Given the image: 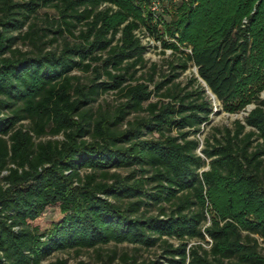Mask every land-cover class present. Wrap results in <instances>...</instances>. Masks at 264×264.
I'll return each instance as SVG.
<instances>
[{"label": "trees", "instance_id": "1", "mask_svg": "<svg viewBox=\"0 0 264 264\" xmlns=\"http://www.w3.org/2000/svg\"><path fill=\"white\" fill-rule=\"evenodd\" d=\"M153 1L0 0V264H43L57 252L111 243L161 245L169 264H264L252 237H264V84L251 93L246 104L256 106L244 122L208 139L202 155L197 138L213 114L207 92L228 105L264 69V0L179 8L166 30L192 53L165 46L181 55L172 69L198 70L190 90L174 82L178 75L152 90L136 77L147 62L134 32L145 25L163 40ZM45 8L57 17L42 29L35 20ZM76 72L93 77L82 83ZM109 92L122 101L94 111ZM205 192L216 213L203 232ZM50 207L62 218L41 230L35 222ZM206 237L209 251L189 248ZM123 264L156 263L124 255Z\"/></svg>", "mask_w": 264, "mask_h": 264}, {"label": "rangeland", "instance_id": "2", "mask_svg": "<svg viewBox=\"0 0 264 264\" xmlns=\"http://www.w3.org/2000/svg\"><path fill=\"white\" fill-rule=\"evenodd\" d=\"M191 0H154L152 10L157 17L156 21L160 19L162 24L159 25L158 30L160 35H162L163 40L159 41L154 36H152L150 30L147 26L141 25L140 29L136 30L134 33L140 39V42L143 46L146 47L144 59L146 60L147 64L145 68H139L138 73L136 75L137 79H140L141 82H145L149 85L150 89H154L155 84L163 81L164 79L168 78L169 76L178 75L177 78L172 77L174 82L180 84L181 87H188L190 90L192 87L189 86L190 80L193 78H197L200 81L198 76V70L194 65H189L187 70H182L181 68L172 69V66L177 67L180 65L181 55L178 53V50L174 48H169L165 46L166 44H174L178 47L179 50H184L186 53H192V47L187 44H182L178 41L176 37L170 36L167 32L166 27L169 25L176 15L179 14V8L185 4H190ZM196 6V3L194 4ZM107 7H111L113 9V13L119 10V6L117 4H103L100 9H105ZM255 12V8L253 9L252 13ZM57 17V11L55 8H45L39 11V14L36 18V22L38 23L39 27L42 29L49 28L48 21L46 19ZM244 22H248L244 20ZM123 27V26H122ZM83 28L82 25L77 26L74 30L75 35H79V32ZM27 31V27L23 29V32ZM49 37H53L51 33H48ZM15 35H17L15 33ZM69 35V33H66ZM119 37V36H117ZM74 39L71 37V40ZM116 42L113 44L115 45ZM15 48L20 49L22 52L31 51L32 47L26 43L19 42ZM264 56V55H263ZM260 59V57H259ZM153 65L156 66V71H153ZM258 78L249 84L246 87L243 93L236 96L234 99L230 101L228 105L220 103L217 101L215 96L211 94L210 91L207 93L209 94V99L213 105V114L210 116L209 121L202 126L199 135L197 136L198 140L201 143L200 150L206 146V141L209 139L211 143H213L212 137L217 135V137L221 138V133L224 132L226 128L232 129L234 127V123L236 121L244 122V119L247 117L248 113L251 112L255 108V103L246 104L251 93L254 90L258 89L260 85L264 84V69L258 71ZM75 75L80 78L82 83H88L89 80L93 77V73H83V72H76ZM150 75H154L153 82H149ZM105 79H101L100 81H104ZM135 82H133L134 84ZM205 86L204 83H202ZM260 97L264 98V90L260 92ZM121 97L116 92H109L107 94H101L98 97V101L93 105L94 111L97 110L99 107H102L105 111H113L115 107L121 102ZM158 101V97L154 96L151 100L152 103ZM246 104V105H245ZM148 104H146L147 106ZM245 105L243 108L242 106ZM231 107H239V110L231 111ZM242 108V109H241ZM238 109V108H237ZM133 116H130L132 119ZM25 126L28 125L27 122H23ZM251 131L250 128L246 129V132ZM63 136L52 137L46 136L41 140H62ZM258 144V142L254 143L253 147ZM264 158V157H263ZM208 170V168H205ZM7 172L2 174V177L6 175ZM205 200H206V211L205 215L207 218V222L203 228L204 229L210 226L213 223V218L216 213L215 205L213 204L211 198L209 197L208 193L205 192ZM62 218V214L59 210V207H50L46 210V212L39 218L35 225L40 227L41 230L48 229L51 224L59 221ZM230 220V219H229ZM224 223V222H223ZM247 233L243 232L242 235L245 236ZM253 238L257 239L258 244V251L259 253L264 256V237L258 235H252ZM206 240L209 243H204L198 240H190L189 241V248L193 247L197 244H201L203 249L209 251L211 249L212 243L210 239L206 237ZM169 243L177 246L179 241L175 239H170ZM124 255H128L131 259H135L138 263H149L155 262L156 264H169L167 260V255L164 253V247L161 245H157L154 248H142L139 246H135L132 244H115L111 243L106 246H102L99 249H84V250H70L65 252H57L54 253L49 259L43 262V264H49L57 261H63L66 264H123ZM130 261V259H129Z\"/></svg>", "mask_w": 264, "mask_h": 264}]
</instances>
